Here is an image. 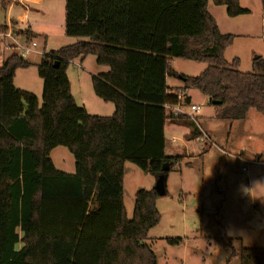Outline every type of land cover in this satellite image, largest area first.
Segmentation results:
<instances>
[{"label":"trees","instance_id":"obj_1","mask_svg":"<svg viewBox=\"0 0 264 264\" xmlns=\"http://www.w3.org/2000/svg\"><path fill=\"white\" fill-rule=\"evenodd\" d=\"M0 1L3 9L11 2ZM210 2L229 18L250 14L239 0H66L65 34L78 41L44 54L37 65L42 106L14 83L29 62L13 56L0 67V264H158L146 241L161 221L159 196L138 190L129 219L125 163L156 179L168 176L181 159L166 154V127L201 136L195 121L167 109L179 103L181 90L219 102L222 121H245L251 110L264 114V58L254 59L251 73L239 70L237 58L226 61L235 36L221 33ZM90 55L109 68L93 76L92 86L114 105L112 116L89 114L72 95L68 68ZM174 59L207 68L198 77L178 75ZM175 77L183 84L177 94L167 86ZM59 147L75 159L74 174L51 160ZM240 264H264V249L243 248Z\"/></svg>","mask_w":264,"mask_h":264},{"label":"rangeland","instance_id":"obj_2","mask_svg":"<svg viewBox=\"0 0 264 264\" xmlns=\"http://www.w3.org/2000/svg\"><path fill=\"white\" fill-rule=\"evenodd\" d=\"M17 2L26 0H15ZM65 2L44 0V4L35 6L37 11L30 19L36 22L34 32L39 33L36 40L42 54L24 58L30 66L18 69L14 80L16 88L35 94L41 106L43 81L37 65L42 55L78 41L65 34ZM239 3L251 13L237 20L223 12L225 7H216L212 2L209 10L217 18L222 32L231 35L233 32L236 37L225 51L226 61L232 63L237 58L239 70L251 73L254 59L264 58V14L260 0H239ZM217 11H222L223 16ZM5 16L0 1L2 25ZM171 68L178 75L198 77L207 65L174 59ZM108 72L109 68L98 65L92 55L83 61H73L68 68L77 98L81 93L77 82L82 81L83 97L78 103L84 102L91 115L109 117L114 113V105L99 99L92 86L93 76ZM168 84L173 94L178 93L174 86H183L176 77L169 78ZM181 91L191 98V104L200 107L197 127H207L211 143L206 146L189 139L186 135L192 133L191 128L167 126L166 154L180 157L181 161L167 176V196L159 197L156 202L161 221L150 230L146 242L156 254L158 264H240L243 248L264 249V165L256 163L258 156L264 157V114L251 110L245 121H222L206 96L195 89ZM241 152L244 160L237 161L234 157ZM51 160L59 171L75 173L76 161L68 149L59 147ZM245 166L247 172L242 171ZM156 180L136 165L125 163L124 205L129 219L134 214L137 191L154 189ZM167 239H180L181 243L172 246Z\"/></svg>","mask_w":264,"mask_h":264},{"label":"built area","instance_id":"obj_3","mask_svg":"<svg viewBox=\"0 0 264 264\" xmlns=\"http://www.w3.org/2000/svg\"><path fill=\"white\" fill-rule=\"evenodd\" d=\"M20 5L26 11L29 9L24 3H20ZM30 28L31 24L25 18L16 20L15 22H9L8 24H5L4 28H0V67H2L13 56L24 59L32 54H42V52L38 50L39 45L37 40L26 35V32L29 31ZM42 56H44V54ZM186 98V94L182 92L179 93V103L174 106H167V109L174 115H185L197 124V115L200 112V107L191 103L187 104ZM199 132L201 133L200 140L202 143H204V141H209V137L201 128ZM234 158L237 161H242L243 159L240 156H235ZM256 163L264 165V159H258ZM247 170L248 168L246 166L242 169L243 172H247Z\"/></svg>","mask_w":264,"mask_h":264},{"label":"crops","instance_id":"obj_4","mask_svg":"<svg viewBox=\"0 0 264 264\" xmlns=\"http://www.w3.org/2000/svg\"><path fill=\"white\" fill-rule=\"evenodd\" d=\"M43 1L44 0H26V2L24 3V4H26V5H28L29 6V9L26 11L24 8H22L21 7V5H20V3L19 2H17V3H15V0H13V2L12 3H9V5L7 6V8H5V9H3L4 10V12L6 13V16H5V22H4V24L3 25H5V24H8L9 22H15L16 20H21V19H26L27 21H29L30 22V24H31V28H30V30H29V32L32 34L31 36L33 37V38H37V35H39V33L38 32H34V28H35V26H36V22L34 21V19L32 20V19H30L31 18V15H32V13L36 10L35 9V6H37V7H39V6H41L42 4H44L43 3ZM214 5V4H213ZM240 5H241V7L243 8V6H242V3H240ZM243 9H245V8H243ZM246 10H249V9H246ZM262 10H263V8H262ZM37 11V10H36ZM250 11V10H249ZM42 12V14L44 13V11H41ZM209 12H210V10H209ZM218 12V14H219V16H220V12H221V16H223V14L224 13H222V11H217ZM223 12H226V10L225 11H223ZM263 13H262V15L264 14V10L262 11ZM250 13H251V11H250ZM39 14V13H38ZM210 14L214 17V19H215V21H216V23L218 24V22H217V18L214 16V14H212L211 12H210ZM249 15V14H248ZM264 16V15H263ZM239 17H237V18H232V19H238ZM0 25H2V24H0ZM218 27H219V25H218ZM219 30L221 31V33H223L222 32V30L220 29V27H219ZM234 31V30H233ZM237 33H239V32H237ZM223 34H228V33H223ZM241 34V33H240ZM232 35H233V32H232ZM234 35H236V34H234ZM240 36H243V34L242 35H240ZM235 39H236V37H235ZM72 45V44H71ZM55 51V50H54ZM73 63V62H72ZM172 63V62H171ZM240 68V67H239ZM68 78H69V76H68ZM168 79L169 78H167V86L169 87V84H168ZM69 81H70V85H71V92H72V95H73V97H74V99H75V101L78 103V99L79 98H81L82 99V97H83V94H82V91H83V87H82V81H79V82H77L78 83V85H79V92H81V93H78V98H77V96H76V94L75 93H77V92H75L74 91V86H73V83L71 82V80H70V78H69ZM180 83V82H179ZM173 88H175V89H177V88H182V85L181 84H178L177 86H174ZM188 97V96H187ZM208 100V99H207ZM190 101H191V98H190ZM83 104L82 105H79V103H78V105L79 106H83L84 105V107H85V109L87 108V106H86V104H84V102H82ZM191 103H192V101H191ZM195 105V104H194ZM113 111V110H112ZM114 112H115V110H114ZM91 114V113H90ZM114 114V113H113ZM112 114V115H113ZM110 115V114H109ZM111 115V116H112ZM216 115H217V113H216ZM201 128V127H200ZM166 129H169V127L167 128L166 127ZM202 129V131L208 136V130H205V129H207V127H205V129H203V128H201ZM191 134V135H190ZM189 135H186L189 139H193V137H192V133H190ZM209 137V136H208ZM165 138H166V130H165ZM196 142H200V143H202L201 142V140H200V136L198 137V138H196V139H194ZM208 143H211V139L209 138V141H204V143H202L203 145H208ZM214 147H216L217 148V146H215L214 145ZM59 148H57V149H55L52 153H51V156H52V154L54 153V152H56L57 150H58ZM243 152H241V155H238V156H240V157H242L243 158ZM244 159V158H243ZM258 159H264V157L263 156H258V158H257V160Z\"/></svg>","mask_w":264,"mask_h":264},{"label":"water","instance_id":"obj_5","mask_svg":"<svg viewBox=\"0 0 264 264\" xmlns=\"http://www.w3.org/2000/svg\"><path fill=\"white\" fill-rule=\"evenodd\" d=\"M259 57H256L255 59H257ZM214 106L218 105L219 102H213L212 103ZM170 169L169 164H165L163 167V171L164 172H168ZM167 176L165 174H162L161 176H159L156 180V184L154 187L155 192L158 194L159 197H165L167 194Z\"/></svg>","mask_w":264,"mask_h":264}]
</instances>
